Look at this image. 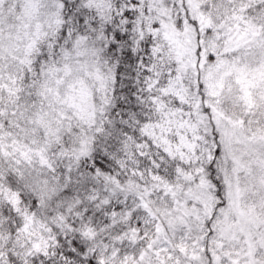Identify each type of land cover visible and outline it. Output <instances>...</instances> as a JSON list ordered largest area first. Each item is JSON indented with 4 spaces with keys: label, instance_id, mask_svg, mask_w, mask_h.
<instances>
[{
    "label": "snow or ice",
    "instance_id": "1",
    "mask_svg": "<svg viewBox=\"0 0 264 264\" xmlns=\"http://www.w3.org/2000/svg\"><path fill=\"white\" fill-rule=\"evenodd\" d=\"M0 264H264V0H0Z\"/></svg>",
    "mask_w": 264,
    "mask_h": 264
}]
</instances>
